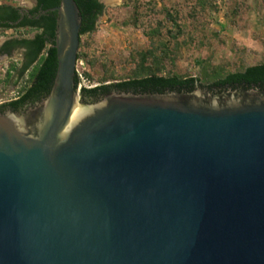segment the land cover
Instances as JSON below:
<instances>
[{
  "label": "water",
  "instance_id": "1",
  "mask_svg": "<svg viewBox=\"0 0 264 264\" xmlns=\"http://www.w3.org/2000/svg\"><path fill=\"white\" fill-rule=\"evenodd\" d=\"M57 13L50 94L0 112V264H264V89H76Z\"/></svg>",
  "mask_w": 264,
  "mask_h": 264
},
{
  "label": "rangeland",
  "instance_id": "2",
  "mask_svg": "<svg viewBox=\"0 0 264 264\" xmlns=\"http://www.w3.org/2000/svg\"><path fill=\"white\" fill-rule=\"evenodd\" d=\"M36 2L0 0V5L32 9ZM101 2L106 9L97 30L81 38L82 88L125 81L142 67L158 68L154 59L162 75L199 78L204 63L225 74L264 63V0ZM35 34L29 29H0V46L10 38ZM23 62L21 50L12 57L0 55V105L18 99L30 84L33 68L24 77L18 74Z\"/></svg>",
  "mask_w": 264,
  "mask_h": 264
},
{
  "label": "trees",
  "instance_id": "3",
  "mask_svg": "<svg viewBox=\"0 0 264 264\" xmlns=\"http://www.w3.org/2000/svg\"><path fill=\"white\" fill-rule=\"evenodd\" d=\"M75 1L82 18V38V36L92 34L97 30V24L105 13L106 7L101 0ZM59 4L60 0H37L36 6L32 9L8 4L0 5V29H29L36 32L33 38H10L0 49L1 55L9 57H12L16 50L25 49L24 62L18 71L19 77H24L33 68L30 84L24 89L21 96L2 107L9 106L13 111H19L23 106L34 105L50 94L57 72V56L54 47L57 13L50 12L39 18L36 17L41 11L57 7ZM80 59L81 54L79 53L78 60ZM154 61L157 62L158 68L142 67L134 77L125 81L103 84L90 89L82 88V98L85 102L94 103L113 91L162 94L192 92L198 87L209 89L214 93L230 89H264V63L247 66L239 71L226 74L223 73L222 68L210 70V66L204 63L202 78H199L176 74L162 75L160 62L157 59ZM79 84V76L76 74V89Z\"/></svg>",
  "mask_w": 264,
  "mask_h": 264
},
{
  "label": "flooded vegetation",
  "instance_id": "4",
  "mask_svg": "<svg viewBox=\"0 0 264 264\" xmlns=\"http://www.w3.org/2000/svg\"><path fill=\"white\" fill-rule=\"evenodd\" d=\"M36 4H37V2H36ZM7 41V40H6ZM5 41V42H6ZM5 42H3L2 44H1V46H0V49H1V47L4 45V43ZM23 51V54L25 53V49H19V50H16L15 52H17V51ZM14 52V53H15ZM13 53V54H14ZM1 55V54H0ZM1 56H7V55H1ZM7 57H9V56H7ZM17 100V99H16ZM37 103H35L34 105H30V104H27V105H25V106H23L18 112H24V111H26L27 109H29L30 107H33V106H35ZM3 105H0V112H6V111H9V110H12L11 109V107H9V106H5V107H2Z\"/></svg>",
  "mask_w": 264,
  "mask_h": 264
},
{
  "label": "built area",
  "instance_id": "5",
  "mask_svg": "<svg viewBox=\"0 0 264 264\" xmlns=\"http://www.w3.org/2000/svg\"><path fill=\"white\" fill-rule=\"evenodd\" d=\"M76 74L79 76L78 65H77ZM78 88H79V92H81L82 86L80 84H79Z\"/></svg>",
  "mask_w": 264,
  "mask_h": 264
}]
</instances>
